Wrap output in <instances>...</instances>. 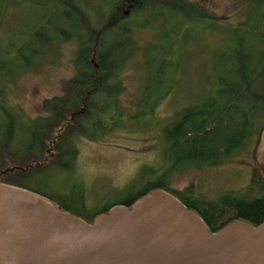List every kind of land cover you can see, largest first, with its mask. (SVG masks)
<instances>
[{"label":"rangeland","instance_id":"374dc122","mask_svg":"<svg viewBox=\"0 0 264 264\" xmlns=\"http://www.w3.org/2000/svg\"><path fill=\"white\" fill-rule=\"evenodd\" d=\"M186 1L212 12L219 21L233 24L247 18L248 5L250 8L248 3L244 6L243 0ZM34 4L35 0H0V62L9 61L8 70L4 69L6 74L18 71L19 49L35 63L12 80H5V73L0 70V87L7 86L1 89L4 98L0 106L27 123L45 117L41 109L43 101L63 95L64 85L76 75L74 63L81 60L79 43L65 40L69 31L56 36L54 48L34 38L38 19L48 13ZM86 5L91 24L96 27L103 24L111 5L105 0H86ZM126 6L125 2L121 4L118 12L121 16ZM120 23L125 30L109 32L101 50L102 55L119 59L123 68L120 74L123 92L117 98L120 109L117 114L121 117L111 115L110 131L96 141L75 139L72 144L75 158L62 160L64 167L43 168L51 166V160L57 156L55 142L50 143V138L45 137L42 160H28L24 164L2 160L0 164V174L7 179L39 169L21 183L22 188L84 214L125 200L143 188L147 180L161 178L169 163H173V158L166 157L171 148L165 136L167 127L184 108L209 99L217 88L215 76L228 67L227 58L234 47L233 36L224 28L199 20L145 13ZM78 37V41L82 40ZM92 42L95 47V40ZM69 117L72 120L74 115ZM106 118L110 120L108 115ZM27 131L18 130L12 151H24L31 145L24 141ZM4 133L5 130H0V141ZM252 148L251 144L214 167L178 172L170 177L169 188L179 193L190 189L192 196L210 201L224 193L245 191L254 168ZM140 179L145 181L139 182ZM135 182L138 188L131 191L129 187Z\"/></svg>","mask_w":264,"mask_h":264},{"label":"trees","instance_id":"16d2710c","mask_svg":"<svg viewBox=\"0 0 264 264\" xmlns=\"http://www.w3.org/2000/svg\"><path fill=\"white\" fill-rule=\"evenodd\" d=\"M105 1L111 5V10L105 22L96 27L88 17L86 0H35L37 9L48 13L38 19L34 38L46 47L54 48L56 36L69 31L65 40L79 43L81 60L74 63L76 75L64 85L63 95L43 101L41 109L45 117L30 123L22 122L12 111L0 106V130H5L0 141V164L2 160H18L22 164L28 160H42L45 153L42 138L45 137L50 138V143L55 142L53 147L57 156L51 160V166L43 168L64 167L62 160L72 161L75 158L72 147L75 139L82 137L96 141L110 131L109 124L113 120L111 115L121 117L117 114L120 112L117 98L123 92L120 79L123 68L119 59L102 55L101 50L106 45L109 32L125 30L119 26L120 22L145 13L170 18L179 16L185 21L199 20V23L224 28L233 36L234 47L228 57L230 61L227 58V71L225 69L223 74L215 76L217 88L212 91L209 99L184 108L167 127L165 136L171 148L167 150L166 157L169 160L173 158V163H169L170 166L162 172L161 178L147 180L146 185L129 198L106 204L90 214L45 198L60 210L92 224L97 216L106 215L110 209H129L140 198L159 190L170 194L187 210L194 212L209 234L217 233L234 222H244L253 228L260 226L264 222V181L254 163V155L264 129V0H243L244 6L247 7L248 3L250 8L248 5L247 18L237 24L219 21L212 12L186 0H132L133 6L127 17L118 13L124 0ZM251 9L253 12L250 13ZM77 35L82 40L78 41ZM94 40L95 47L92 45ZM91 48H94L93 51ZM16 61L17 64L19 62L18 71L12 74H6L4 70L9 66V61L0 62L5 80H12L22 70L35 66L30 55H25L22 49L18 50ZM4 87H7L6 84L0 87V101L4 98L1 90ZM70 115H75L72 120L69 119ZM107 115L110 120H107ZM259 121L262 123L258 124ZM18 130H28V135L24 134L23 137L31 145L24 151L11 150ZM54 130L59 133L54 134ZM251 144L254 168L245 191L224 193L210 201L192 196L190 189L179 193L169 188L170 180L176 173L217 166L246 150ZM34 171L19 173L12 179L0 174V183L24 189L21 183L34 176ZM137 182L130 185L131 191L138 188Z\"/></svg>","mask_w":264,"mask_h":264},{"label":"water","instance_id":"95a60500","mask_svg":"<svg viewBox=\"0 0 264 264\" xmlns=\"http://www.w3.org/2000/svg\"><path fill=\"white\" fill-rule=\"evenodd\" d=\"M254 163L264 181V129ZM0 264H264V222L209 234L194 212L158 190L87 224L43 196L0 183Z\"/></svg>","mask_w":264,"mask_h":264},{"label":"flooded vegetation","instance_id":"af4514ba","mask_svg":"<svg viewBox=\"0 0 264 264\" xmlns=\"http://www.w3.org/2000/svg\"><path fill=\"white\" fill-rule=\"evenodd\" d=\"M124 2L126 3V5H128L129 3H132V0H124ZM133 6V5H132ZM132 9V8H131ZM59 97V96H58ZM77 115V114H76ZM75 116V115H74ZM71 117L73 118V115H71ZM164 130V129H163Z\"/></svg>","mask_w":264,"mask_h":264}]
</instances>
